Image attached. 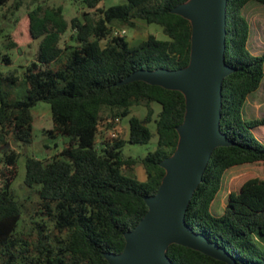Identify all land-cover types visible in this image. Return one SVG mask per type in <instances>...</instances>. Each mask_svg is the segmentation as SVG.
Here are the masks:
<instances>
[{
	"label": "trees",
	"instance_id": "trees-1",
	"mask_svg": "<svg viewBox=\"0 0 264 264\" xmlns=\"http://www.w3.org/2000/svg\"><path fill=\"white\" fill-rule=\"evenodd\" d=\"M11 1L18 11L26 0H0V7ZM108 1L81 0L87 11L71 22L62 6L36 7L29 13L30 35L39 41L34 61L8 73L0 70V264H109L105 254L124 250L125 234L144 218L145 198L156 194L165 175L161 162L177 147V127L186 112L183 94L142 81L119 83L138 70L188 65L191 24L172 13L187 0H125L103 7ZM251 2L264 5V0L227 5L225 58L235 72L223 82L221 130L234 145L213 152L185 217L237 264H264V178L243 176L224 212L215 215L212 207L228 171L264 163V141L257 135L264 117H245L249 96L264 82V54L248 48L251 26L243 10ZM138 21L160 26L165 38L150 35L132 46L114 35L115 27L135 28ZM7 41L8 50L18 47L9 36ZM0 62L13 63L1 52ZM19 87L23 99L14 98ZM41 102L52 111L53 127L45 134L62 140V148L56 142L50 158H27L24 183L36 201H30L35 207L24 231L19 224L26 205L13 191L21 154L10 145H33L32 110ZM134 107H145L146 116L133 115ZM106 113L109 121L100 131ZM127 117L128 138L113 139L108 132L114 121ZM154 136L156 150L124 156L126 144L146 145ZM139 168L145 181L138 178ZM168 256L174 264H226L180 245H172Z\"/></svg>",
	"mask_w": 264,
	"mask_h": 264
},
{
	"label": "water",
	"instance_id": "water-1",
	"mask_svg": "<svg viewBox=\"0 0 264 264\" xmlns=\"http://www.w3.org/2000/svg\"><path fill=\"white\" fill-rule=\"evenodd\" d=\"M228 0H187L172 13L191 24V53L186 67L133 72L119 85L142 81L185 97L186 112L173 154L161 162L165 175L158 191L147 196L148 212L125 234L119 253H106L109 264H174L172 245L203 253L226 264L236 260L217 243L195 232L186 221L191 199L203 181L213 152L234 145L221 130L223 82L235 72L226 63Z\"/></svg>",
	"mask_w": 264,
	"mask_h": 264
},
{
	"label": "rangeland",
	"instance_id": "rangeland-1",
	"mask_svg": "<svg viewBox=\"0 0 264 264\" xmlns=\"http://www.w3.org/2000/svg\"><path fill=\"white\" fill-rule=\"evenodd\" d=\"M125 2V0H112L103 4V7ZM13 1L4 7H0V52L9 54L12 57V65H7L0 62V70L8 73L14 69H21L34 61L39 50V41L34 42L30 35V20L29 13L38 6H62L64 8L66 19L71 22L75 17H81L87 10L83 8L81 0H26L20 10L16 11L13 6ZM243 15L247 18L251 26V36L248 43V48L253 55L264 54V5L258 2L249 3L243 10ZM125 29L127 31L126 39L132 45H138L146 40L150 35H154L159 39H164L163 29L157 25H148L143 21H138L135 28L115 27L114 32ZM7 36L17 43L18 47L13 50L6 48ZM70 32L64 37V41L69 39ZM63 41V42H64ZM62 42V45H63ZM26 94L22 87L14 88V98L23 99ZM156 114L159 112V107L155 106ZM145 107H134L133 115L138 117L146 116ZM34 116V143L32 146H23L20 144H11L10 149H14L21 154L17 164V177L13 181V191L16 198L25 206L23 218L20 221L19 228L24 231L30 229V218L34 210L36 201L35 193L25 186L26 178V163L28 157H36L39 159L50 158L51 154L57 150L54 145L59 144V150L62 148V140L50 139L45 131L53 127L52 111L48 103L41 102L32 110ZM245 117L248 120L260 119L264 117V82L261 88L249 96L245 106ZM107 113L104 115V120L101 122L100 131H104V122L107 120ZM122 122L125 126H129V118H123ZM121 122V125H122ZM151 128L155 133V125L151 124ZM258 137L264 141V127L257 131ZM120 138H128V129L122 130ZM49 145L52 150L46 149ZM157 148V136L146 145L126 144L123 148V154L126 157H145L148 153L153 152ZM137 175L140 181H145L146 176L144 171L139 168ZM257 175L264 178V163L258 165L241 166L231 169L227 172L223 184V189L217 196L213 204L212 212L215 215H220L224 212V207L227 205L229 193L238 186V181L243 176ZM28 198V199H27Z\"/></svg>",
	"mask_w": 264,
	"mask_h": 264
},
{
	"label": "built area",
	"instance_id": "built-area-1",
	"mask_svg": "<svg viewBox=\"0 0 264 264\" xmlns=\"http://www.w3.org/2000/svg\"><path fill=\"white\" fill-rule=\"evenodd\" d=\"M127 31L126 30H118L115 31L114 35L117 37H126ZM122 120L120 118L114 121V128L109 130L108 134L113 138L116 139L120 136L122 132Z\"/></svg>",
	"mask_w": 264,
	"mask_h": 264
},
{
	"label": "crops",
	"instance_id": "crops-1",
	"mask_svg": "<svg viewBox=\"0 0 264 264\" xmlns=\"http://www.w3.org/2000/svg\"><path fill=\"white\" fill-rule=\"evenodd\" d=\"M128 129V136H129V126L127 127V126H125L124 124H123V122H122V130H125V129Z\"/></svg>",
	"mask_w": 264,
	"mask_h": 264
}]
</instances>
